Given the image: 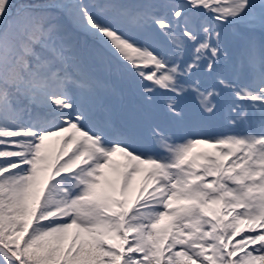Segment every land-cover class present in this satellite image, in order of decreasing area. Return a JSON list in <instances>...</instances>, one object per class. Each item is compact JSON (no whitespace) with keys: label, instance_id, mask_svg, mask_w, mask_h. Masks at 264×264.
Listing matches in <instances>:
<instances>
[{"label":"snow or ice","instance_id":"obj_1","mask_svg":"<svg viewBox=\"0 0 264 264\" xmlns=\"http://www.w3.org/2000/svg\"><path fill=\"white\" fill-rule=\"evenodd\" d=\"M0 264H264V0H0Z\"/></svg>","mask_w":264,"mask_h":264}]
</instances>
